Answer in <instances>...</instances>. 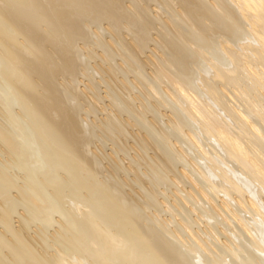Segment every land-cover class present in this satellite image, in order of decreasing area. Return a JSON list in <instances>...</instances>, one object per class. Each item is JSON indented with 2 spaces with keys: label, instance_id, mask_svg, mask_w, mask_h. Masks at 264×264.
Segmentation results:
<instances>
[{
  "label": "bare ground",
  "instance_id": "1",
  "mask_svg": "<svg viewBox=\"0 0 264 264\" xmlns=\"http://www.w3.org/2000/svg\"><path fill=\"white\" fill-rule=\"evenodd\" d=\"M263 109L264 0H0V264H264Z\"/></svg>",
  "mask_w": 264,
  "mask_h": 264
},
{
  "label": "rangeland",
  "instance_id": "2",
  "mask_svg": "<svg viewBox=\"0 0 264 264\" xmlns=\"http://www.w3.org/2000/svg\"><path fill=\"white\" fill-rule=\"evenodd\" d=\"M146 58H147V56H146ZM94 63L98 64V61L94 60ZM149 67L151 68V66L147 65L148 70H151ZM104 72H105V71H104ZM103 74H105V77L109 79L110 76L108 77V74H106V73H103ZM97 76H98V75H97ZM118 81H119V80H118ZM119 82H120V81H119ZM101 89L104 90V92H105V89H106V88H105V85L102 84ZM137 93H138V92H134L135 95H138ZM100 101H102V102H101V105H108L107 103H109V101H106V100H100ZM104 101H106V102H104ZM103 103H105V104H103ZM261 109H262V108H261ZM263 110H264V109H263ZM170 111H171V110H170ZM168 113H170V112H168ZM101 115H102V114H101ZM93 116L96 117L95 115H93ZM94 117H93V118H94ZM96 118H97V117H96ZM107 144H108V145H107L106 149H107V148L109 149V147L111 148V145H110L111 142L109 141V142H107ZM108 149H107V150H108ZM110 150H111V149H109L108 151H110ZM133 150H134V149L131 148V150H130L131 155L135 154V151L133 152ZM121 154L124 155L122 152H121ZM125 156L127 157V155H125ZM126 161H130V160H129V156H128V158H126ZM143 167H144V166H143ZM131 177H133V175H131ZM175 188H176V187H175ZM175 188H174V186H173L172 189H170V191H172V192L169 191V194L171 195V197H170V201H171L172 203H173V202H174V203L177 202V199L175 198V195H176V197H177V195L179 196V193H180V195L183 194L182 191H179L180 189L178 190V188H176V189H175ZM186 188H187V190H190V187H189L188 184L186 185ZM129 189H130V187H128V191L131 190V189H130V190H129ZM174 189H175V190H174ZM173 191H174V193H173ZM175 191H177V192H175ZM171 193H172V194H171ZM215 198H216V200L218 201V204H219V203H220V200L222 199V197H221V196H219V197L217 196V197H215ZM174 200H175V201H174ZM222 200H223V199H222ZM168 202H169V201H168ZM172 203H170V204L172 205ZM14 220H18V218L15 217ZM14 223H15V225H17V223H19V222H18V221H15ZM32 227H33V229L35 230L36 227H35V226H32ZM31 231L33 232L32 228H31ZM32 235H33V234H32ZM224 238H225V237H224Z\"/></svg>",
  "mask_w": 264,
  "mask_h": 264
}]
</instances>
